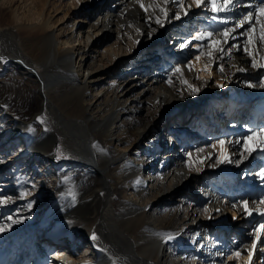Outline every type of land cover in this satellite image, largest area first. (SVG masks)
<instances>
[{
    "label": "bare ground",
    "instance_id": "6f19581e",
    "mask_svg": "<svg viewBox=\"0 0 264 264\" xmlns=\"http://www.w3.org/2000/svg\"><path fill=\"white\" fill-rule=\"evenodd\" d=\"M140 2L147 12L137 0H0V264H264V131L251 130L264 124V88L253 83L264 68L251 67L264 63L260 24L251 55H223L205 40L187 62L179 44L205 32L196 22L207 10ZM249 5L259 4L240 0L204 28L225 49L240 44L247 24L226 43L219 33ZM237 75L257 86L229 95ZM237 100L253 101L248 128ZM229 120L240 123L231 137L215 132ZM229 144L244 167L238 181L262 197L239 198L238 173L216 163ZM231 214L244 230L236 246Z\"/></svg>",
    "mask_w": 264,
    "mask_h": 264
},
{
    "label": "snow or ice",
    "instance_id": "6c2138e0",
    "mask_svg": "<svg viewBox=\"0 0 264 264\" xmlns=\"http://www.w3.org/2000/svg\"><path fill=\"white\" fill-rule=\"evenodd\" d=\"M137 2L140 3V7L147 12L148 11V7H146L142 2H140V0H137ZM165 3L168 2V0H164ZM192 3L195 4V6L197 8H202V6L206 7L207 5L205 4V0H192ZM211 3V11L214 13L213 19L216 20L217 17L219 16L220 13L222 12H229L232 8L236 7L237 4L240 3V0H223V3L221 5L217 4V0H210ZM177 6L178 7H182L183 6V0H177ZM192 7V4L188 5V8L190 9ZM249 7L252 9L251 11H248L243 18L237 20L235 22V24L232 27H227L225 26L224 29L219 33V35L223 38V41L226 43L228 42L229 38H231L232 40H235L236 37V33H237V29H241L244 28V26L247 24L248 25V29H246L244 32L240 33V35L246 36L248 39L246 41V43H252V36L250 35V33L254 30L255 25L256 24H260V39L262 41H264V23H261V18H264V2H262L261 4L253 7L252 5H249ZM161 11L164 13L165 18H168V12L165 9H161ZM253 12L256 13V17L253 16ZM188 13L187 11L184 12V15L186 16ZM175 20H180L181 19V15L180 12L177 11L174 16L172 17ZM158 25L163 26V21L157 17L156 21H155ZM225 24H227V21H221ZM137 31H139V29H137ZM154 31V29H153ZM214 33L211 31H207V32H201L198 34H194L191 37L187 38L184 42L179 44V48L181 50L189 47L190 45H193V42L195 43V47L197 49V51H199V47L200 44L203 43L205 40L210 41V44L208 45L210 48H212L214 51H218L220 53H222L223 55H229L232 52L233 48H236L237 50H240L242 52H244L247 55H251V53L249 52L248 48L246 46H241L239 44H233L231 46H229L227 49H225L224 47L221 46L222 42L220 39H213ZM207 55L209 57H211L213 55L212 51H209L207 53ZM196 60L200 59V55H197L195 57ZM261 60L264 61V57H261ZM189 69H191V63H189ZM251 67L253 69L256 68H264V63H258L254 58L251 61ZM238 71H245V69L243 68H238ZM176 72H181V67H176L175 69ZM219 71L223 72V66L220 65L219 66ZM197 79H199V77H197ZM171 82V78H169V83ZM185 84H187L188 82L185 80L184 81ZM220 87H223V85H219ZM249 87H256L257 85H252L249 84ZM261 88H264V81H261L260 84L258 85ZM188 87L192 88V85H188ZM194 92H198L199 89L193 88ZM41 119V122H43L42 118H38ZM257 135V133H253L252 135H249L246 137L245 139V143L243 145V147L245 148V150L249 153H251L253 151V149L251 147L248 146L247 141L253 140L254 136ZM258 135L261 136V141H260V146L262 148H264V132L258 133ZM218 143L220 144V146L223 148L224 144L226 143L225 140H219ZM212 147L214 148L215 145H212ZM199 151H204V149H199ZM189 156H191V153L188 154ZM242 161L240 159H237L235 161H233L229 155L227 154L226 151H222L221 153V158L219 160L216 161V163H236L237 165H239ZM201 163H203V161H201ZM213 166H215V163L213 164ZM259 178L264 181V169L261 170V173L259 174ZM0 203H3V201H0ZM261 203H264V200L261 201ZM242 206L243 209L245 211V213L247 215H251L252 214V210L249 209L248 206V202L245 200L242 202ZM233 208H236L237 205L233 204L232 205ZM208 209H205V212H207ZM216 211H220L219 209H217ZM262 215H264V212L261 213ZM236 217L233 216V219H235ZM261 230H264V224L260 225ZM173 237L171 235L168 236V239H172ZM92 240H96L98 239V237L93 234L91 237ZM255 244H253V248H255ZM236 256H239L240 253L237 252L235 253ZM249 260H251V253H249Z\"/></svg>",
    "mask_w": 264,
    "mask_h": 264
},
{
    "label": "rangeland",
    "instance_id": "374dc122",
    "mask_svg": "<svg viewBox=\"0 0 264 264\" xmlns=\"http://www.w3.org/2000/svg\"><path fill=\"white\" fill-rule=\"evenodd\" d=\"M205 4L207 5L206 7H204V6H202V8H199V10H200V12H202L203 10H207V12L205 13V15H204V17H203V20L202 21H197L198 19H199V17H197L196 18V20L195 21H197L196 22V24H197V26L199 27L200 25H201V27L202 28H199L200 29V31H202L203 29H205V32L207 31V29L206 28H204V25L206 24H209L210 23V21H209V19H210V17H212L213 16V12H211V3H210V0H205ZM211 14V15H210ZM237 18H241V16H239V17H237ZM202 29V30H201ZM194 32H192V33H195V30H193ZM187 36H188V38L189 37H191L192 35L191 34H187ZM247 37L246 36H243V38H241V40H240V44L239 45H241V46H246L247 48H248V50H249V52L251 53V50H252V47H253V42H252V44L251 43H246V41H247ZM195 43L196 42H193V45H190L189 47H187V49L185 50L186 51V53H187V56H186V61L188 62V61H191V60H193L194 59V57H195V54L197 53V54H200L201 55V53H199L200 52V48H201V46H202V43L200 44V47H199V51H197V49H196V47H195ZM240 51V50H239ZM241 55H244V56H249V55H247V54H245L244 52H242L241 51V53H240ZM250 63V62H249ZM213 68V71H219L218 70V66H213L212 67ZM258 69H260V68H256V70H258ZM260 71H262V69H260ZM217 73H220V71L219 72H217ZM262 75L261 76H259L258 77V80H256L255 82H253V83H256V84H260V80H263V77H264V72H262L261 73ZM242 76H238L237 75V78L234 80V82H233V84H232V82H231V86L229 87V90H228V94L229 95H231V93H232V91H231V89L230 88H233V89H235V90H237V91H239V92H237V93H244L248 88H247V84H250V78H247V79H244V77H242ZM239 78V79H238ZM210 79L211 80H213L214 81V76L213 75H211L210 76ZM248 80V81H247ZM252 100H247V101H242V102H240L239 103V101L237 100V107H241L240 109H238V110H240L241 112H242V116H243V123H242V125H244V127L245 128H248L247 127V125H249V124H253V123H251V116H252V112L254 111V108H252V109H250V110H247V108L248 107H246V106H252ZM246 103V104H245ZM257 109V108H256ZM256 111V110H255ZM249 120H250V122H249ZM234 124H240V123H237V122H233V120L231 121V120H229V121H221V122H219V123H217L216 125H214V130H215V132H217V133H221L222 135H224V136H229V137H231L232 135H230V133H232V132H234V130H232V132L229 130V129H231L230 127H232V125H234ZM251 128H253V129H251V130H263L264 131V124H260V123H258V124H253L252 126H251ZM263 128V129H262ZM228 131H230V132H228ZM227 133V134H226ZM246 135V134H245ZM233 136H236V137H242L243 138V136H244V133L243 132H241V131H239L238 133H236V134H234ZM240 144L241 145H243V142H240ZM234 151H235V149L232 147V145H227V150H226V152H227V154L229 153L230 154V158L233 160V161H235V160H237L238 158H236V157H234V155H233V153H234ZM220 156V153H219V151L217 152V156ZM260 159V160H259ZM262 159H261V156L258 158V165H259V167H257L256 169H258V168H260L261 169V166H262V161H261ZM252 161H250V163H251ZM227 164H229V171H231L232 173H234V174H236V173H238L237 175L239 176V178H237L236 180H237V183H236V185L237 184H240V189H239V191L237 192L238 193V195H239V198H246L247 196L248 197H251L250 198V201H252L253 200V198H254V196L255 195H257V197H262L261 196V190H259V186L257 185V186H253V185H251V186H247L246 187V185H244V184H242V182L240 183V181H238V180H240V177L241 178H243L242 177V173H243V169H244V167L243 166H240V165H237L236 163H223V166H225L226 167V165ZM229 183L228 182H225V184H224V186H223V191H229L230 193H231V195H233L234 193H235V187H234V184L232 185L233 186V189H232V187H231V189L229 190V185H228ZM263 197H264V193H263ZM235 200H239V199H236V196H235V198H234V201ZM254 206V205H253ZM233 216L234 215H232L231 214V218H230V221H231V227L229 228V230H228V237L230 238L229 240H234L237 236H243L244 235V233H243V229H239L240 227H239V225H237L236 223H238V220H236V218L235 219H233ZM239 232V233H238ZM234 234H236V235H234ZM234 237V239H232ZM236 240L237 239H235V242H233L232 244H233V246L235 245L236 246ZM254 240V238L252 237H247V238H245V242H246V244L248 245L249 244V246H250V243L252 242ZM235 243V244H234ZM226 249V248H225ZM261 249H263L262 247L259 249V251H262ZM228 256H225V260L229 263V264H235V262H234V259H230L229 257L227 258Z\"/></svg>",
    "mask_w": 264,
    "mask_h": 264
}]
</instances>
